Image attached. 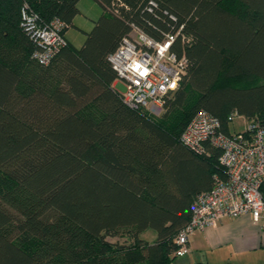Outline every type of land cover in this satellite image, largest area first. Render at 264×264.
Returning a JSON list of instances; mask_svg holds the SVG:
<instances>
[{"label":"trees","instance_id":"16d2710c","mask_svg":"<svg viewBox=\"0 0 264 264\" xmlns=\"http://www.w3.org/2000/svg\"><path fill=\"white\" fill-rule=\"evenodd\" d=\"M149 1L96 0L81 45L64 36L45 66L22 0H0V264H172L193 197L224 176L220 150L181 142L185 126L201 109L226 134L232 112L264 124V0ZM27 2L64 33L79 13V0ZM132 25L179 31L187 69L159 117L114 87L107 56Z\"/></svg>","mask_w":264,"mask_h":264},{"label":"built area","instance_id":"2783aa9c","mask_svg":"<svg viewBox=\"0 0 264 264\" xmlns=\"http://www.w3.org/2000/svg\"><path fill=\"white\" fill-rule=\"evenodd\" d=\"M21 25L38 48L33 57L41 65L50 63L59 48L66 44L65 25L58 18L48 22L30 10L27 0H22ZM155 6L149 1V11ZM177 33H166L156 40L135 25L129 36L122 38L107 59L124 82L120 93L124 104L130 108L146 109L159 115L164 107V97L175 90L186 72V56L173 49ZM239 116L232 112L227 121ZM242 132L226 134L219 119L207 110H198L183 130L180 140L194 153H206L208 147L220 150L218 162L224 176L215 174L209 190L197 192L190 205V216L176 234L174 256L187 255L189 234L218 224L222 218L249 215L251 221L264 232V124L258 118L247 120Z\"/></svg>","mask_w":264,"mask_h":264},{"label":"crops","instance_id":"0c3cea01","mask_svg":"<svg viewBox=\"0 0 264 264\" xmlns=\"http://www.w3.org/2000/svg\"><path fill=\"white\" fill-rule=\"evenodd\" d=\"M65 35L66 33H64ZM188 236V245L191 252L186 260L196 262V260L202 259L207 264L211 263L209 255L206 254L208 250L216 249L220 255H234L259 248L261 243L264 242V232L251 221L250 216L247 214L235 219L222 218L217 225L196 230Z\"/></svg>","mask_w":264,"mask_h":264},{"label":"rangeland","instance_id":"374dc122","mask_svg":"<svg viewBox=\"0 0 264 264\" xmlns=\"http://www.w3.org/2000/svg\"><path fill=\"white\" fill-rule=\"evenodd\" d=\"M77 8L79 13L73 20L74 25L69 26L65 32V37H67L68 41H70L71 44L75 47L81 45L82 41L85 38L84 32H88L92 29V20L97 19L103 13L96 0H79ZM114 83V87L117 92L123 93L125 91L124 82H122L120 79H116ZM161 114L162 112L155 117H159ZM246 127H248V124L246 118L243 115L235 117L228 123V130L232 133L242 132V130L246 129ZM143 238H146L151 242L153 240V232H144ZM111 240L115 241L116 238H113ZM189 253L183 257L176 256L172 264H207L206 261H202V259L196 260V262H193L189 259L186 260ZM206 254L209 255V259L211 260L210 264H264V242L261 243V246L259 248L250 249L248 251L238 254L236 253L234 255H220L218 250L216 249L208 250L206 251Z\"/></svg>","mask_w":264,"mask_h":264}]
</instances>
